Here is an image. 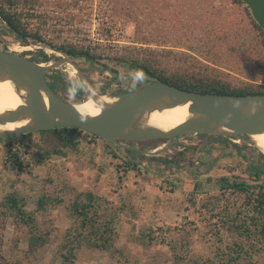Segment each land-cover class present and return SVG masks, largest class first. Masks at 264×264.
Returning a JSON list of instances; mask_svg holds the SVG:
<instances>
[{
    "label": "rangeland",
    "instance_id": "rangeland-1",
    "mask_svg": "<svg viewBox=\"0 0 264 264\" xmlns=\"http://www.w3.org/2000/svg\"><path fill=\"white\" fill-rule=\"evenodd\" d=\"M165 1L173 5L176 2L175 0H164L163 3H159L160 0H32L27 6H19L18 10L25 14L22 21L27 22L32 28H40L42 35L53 42L60 41V37L65 36L63 33L66 32L67 39L76 36L75 38L83 44L97 48L96 50L99 48L110 58L143 57L153 51L155 52L153 57L161 58L166 65L190 64L192 59L188 56L199 57L204 54L198 46L203 41L205 27L214 28L223 24L226 11L210 20L204 12L210 6H200V2L204 0L197 1L198 6H190V0H182L186 6H168L164 4ZM76 6L78 10H75ZM53 7L63 12L64 16H59L57 22L49 26L46 25L53 20H49L46 13L42 15L43 18H37L36 24L27 15L32 13L28 10L42 12ZM236 12L241 14L237 10ZM224 27V32L229 30V26L225 23ZM234 32V30L226 32L231 35L227 50L223 41L217 48L220 53L225 50L221 56L227 58L221 61L220 76L235 84L247 82L264 88V67L249 62L242 63L239 57H236L243 44ZM71 33H74V36L70 35ZM11 46L26 47L27 45L7 30L0 21V48L10 50ZM164 51H170L172 55L167 56ZM249 51H246V54ZM12 52L30 60L33 58L39 60L37 51L30 47L27 51ZM48 56H51V59L56 58L52 54ZM75 61L95 91L98 92L103 88L108 91H120L126 88L125 77L110 80L111 74L106 70H99L98 64L90 65L80 59ZM102 62L106 63L104 60ZM108 66L123 73L127 72L118 61L108 62ZM58 71L79 84L75 75L72 76L69 70ZM65 95L69 102H72V96L69 93ZM222 138L203 140L192 137L179 140L174 149L171 148L172 150L164 153L170 159L180 158L181 161L169 174L161 169L151 171L150 167L148 171L147 162L140 164L142 171L138 175L116 172L113 168L107 167L109 156L103 151L96 156L93 165L89 160L91 147L83 145V158L79 156L77 160L59 158L53 164L34 167L32 175H27L4 170L2 167L4 153L0 151V200L6 194L17 192L27 197L26 209L34 210L35 201L43 190L49 193L55 191L53 183L45 184L41 181L48 175L56 182H65L74 186L77 191H91L107 198V208L111 211H116V208L123 204V212L119 214L120 218L118 217V232L121 237L115 245L118 252H122L123 255L114 251L83 247L74 252L72 264H163V262L201 264L202 260L196 262L197 256H202L204 259L212 255L207 239H212L213 235L210 234L208 223L216 220L210 219L211 215L206 212L205 206L215 200L213 196L218 195L217 191L207 192L210 189L209 185L212 184H207L206 181L230 176L252 183L246 171L248 163L262 162L256 152L244 151L242 154L246 158L237 154L230 146V143H235L233 139ZM34 141L35 143L38 141L37 137ZM99 144L100 151L105 144L103 142ZM236 144L240 146L243 143ZM194 147L196 149H193ZM1 148L3 146L0 143V150ZM179 152H183V155L179 156L177 154ZM96 166L104 168V172H98ZM34 176L36 178H33ZM200 182L203 184L198 190L196 187L197 184L201 185ZM233 197L228 194L220 198V208L228 205L230 210L234 211ZM185 208L191 213L189 219L183 218L182 213ZM106 212L109 213L108 210ZM43 222L47 224L45 227L51 229L48 242L30 256L25 255L26 233L20 228L17 230L11 222H8L2 245L4 257L17 264H67L59 256L57 248L63 232L71 225L67 213L62 207L52 209ZM153 229L154 236L159 240L164 239L163 243H157L159 240L152 244L148 243L153 236L151 234ZM175 238H178L177 243L179 239L185 238L190 242L189 248L180 249L179 244L170 241ZM180 255L182 259L175 258Z\"/></svg>",
    "mask_w": 264,
    "mask_h": 264
},
{
    "label": "trees",
    "instance_id": "trees-1",
    "mask_svg": "<svg viewBox=\"0 0 264 264\" xmlns=\"http://www.w3.org/2000/svg\"><path fill=\"white\" fill-rule=\"evenodd\" d=\"M163 1L160 0L159 3H163ZM175 1L174 5L167 1L164 4L186 6L182 0ZM197 1L199 0H190L189 5L198 6ZM30 2L32 0H0V21L24 45L31 43L50 47L73 60H84L90 65L98 64L99 70H106L111 74L110 80H115L118 77H125L127 80L126 88H122L120 91H108V89L103 88L98 90L100 94L129 92L153 81H162L188 92L242 96L264 94V88L256 84L247 82L235 84L220 76L221 61L227 59L221 55L228 49L227 43L231 42V35L226 33L229 30H234V34L236 33L235 35L241 39L243 44L236 57H239L242 63L249 62L264 67V31L253 20L249 8L241 0H204L200 2V6H210L207 11L204 10L210 20L214 16L219 17L223 11H226L225 20L223 24H219L220 26L205 27L203 41L198 46L204 51L202 56H188L192 59L190 64L183 63L177 66L164 64L161 58L153 57L155 54L153 51L150 55L147 54L143 57L110 58L105 56L104 52L96 51V48L83 44L82 41L76 43L70 40L58 42L47 40L42 35L40 28H32L27 22L22 21L25 14L19 12L18 7L27 6ZM211 6L218 7L211 8ZM236 10L241 14H237ZM28 11L32 12H26L29 13L27 15L31 19L43 18L39 10L36 12L33 9ZM135 23L137 24V22ZM224 23L229 26V30L225 32ZM221 41L225 42L226 46L225 50L220 53L217 48ZM1 50L8 51L5 48ZM246 51H249L248 54ZM164 52L167 56L172 55L170 51ZM37 54L39 60L33 58L32 61L44 63L50 60V57L42 51H37ZM103 60L106 63H103ZM111 61H118L127 72L123 73L115 68H110L108 62ZM47 75L45 76L46 80L48 78L47 84L57 96L69 101L65 95V93H69L72 96V102L75 103L87 98L75 80L67 78L58 70H51ZM108 84L106 83V85ZM35 137L38 140L36 143ZM195 137L203 140L218 138L208 135ZM219 139L223 138L219 137ZM168 140L170 139L121 143L148 150ZM100 142L105 144L100 151L109 156L107 167L113 168L116 172L121 171L123 174L130 172L138 175L142 171L140 164L144 162L148 163L149 166L146 164L147 169L150 167L151 171L161 169V171H166L169 174L173 171L174 166L181 163L180 158L173 160L164 153L159 156H146L137 151L116 146L87 132L75 129H56L33 132L16 139H0L3 146L0 151L4 153L2 167L4 170L32 175L34 167L53 164L57 161L56 159L71 158L77 160L78 156L83 158V145L91 147L89 160L95 165ZM175 146L177 143L171 148L174 149ZM230 146L241 156H244L242 154L244 151L256 152L257 157L262 162L260 164L248 163L246 171L252 179V183L230 176H221L214 181L211 179L206 181L207 184H212L209 185L210 189L207 192L217 191L218 193V195L213 196L215 200L205 206L206 212L211 215L210 219H216L214 222L210 223L209 221L208 223L210 234L213 235L212 239H207L212 255L204 259L202 256H197L196 262L202 260L201 264H264V155L258 152L256 148L244 143L240 146L236 143H230ZM177 154L182 156L183 152ZM96 168L101 173L105 170L98 166ZM41 181L45 184L53 183L55 191L49 193L43 190L35 201L34 210L28 211L26 209L27 197L21 196L17 192L6 194L0 200V264H17L7 260L2 252L4 230L8 222H11L17 230L20 228L26 233L27 250L25 255L30 256L47 244L51 229L45 227L47 224L43 221L48 218L52 209L58 207L65 210L71 221V225L63 232L60 243L57 245L59 256L64 263L72 264L74 252L83 247L99 251H114L123 255L115 248L121 237L118 232V217L123 212V204L118 206L116 211H111L107 208L106 201L108 199L91 191H77L74 186L65 182H56L48 175ZM200 183L201 185L197 184L196 187L198 190L203 184ZM69 191L71 193L68 194ZM228 194L234 196V204H232L235 207L234 211H231L228 205L220 208V198ZM218 208L220 210L216 212ZM185 209L182 213L183 218L189 219L191 213L188 208ZM107 210L109 213L106 212ZM157 229L159 230V228ZM151 232L153 236L150 237L149 244L159 240L157 236H154L155 230L153 229ZM163 241L164 239L161 238L157 243H163ZM170 241L179 244L180 249L189 248L190 242L185 238L179 239V243H177L178 238ZM172 249L174 250V248ZM175 258L182 259V256Z\"/></svg>",
    "mask_w": 264,
    "mask_h": 264
},
{
    "label": "water",
    "instance_id": "water-1",
    "mask_svg": "<svg viewBox=\"0 0 264 264\" xmlns=\"http://www.w3.org/2000/svg\"><path fill=\"white\" fill-rule=\"evenodd\" d=\"M241 1L264 31V0ZM27 46L56 58L36 63L10 50L0 49V82L12 81L21 101L14 109L0 111V127L9 123L21 125L12 130L0 128V139H16L44 130L75 129L146 156H159L179 140L197 135L228 137L256 148L251 137L264 134V94L242 96L188 92L162 81L148 82L129 92L100 94L92 88L75 60L50 47L31 43ZM5 61L10 62L16 72V81L5 71ZM59 69L73 71L86 99L99 108L98 114L79 111L77 105L86 99L79 103L69 102L51 90L45 76L51 70ZM186 105L188 118L178 126L162 130L149 124L154 112ZM156 139L170 140L148 150L121 143Z\"/></svg>",
    "mask_w": 264,
    "mask_h": 264
},
{
    "label": "bare ground",
    "instance_id": "bare-ground-1",
    "mask_svg": "<svg viewBox=\"0 0 264 264\" xmlns=\"http://www.w3.org/2000/svg\"><path fill=\"white\" fill-rule=\"evenodd\" d=\"M10 48V47H9ZM29 49L28 46H11L12 51L23 52ZM4 61V60H3ZM5 71L9 74L12 80H17V74L11 66L10 62H4ZM68 70V69H67ZM70 74L74 76L73 71L69 70ZM21 104L19 97L12 87V81H4L0 82V111H5L9 109H14ZM79 111L83 114L96 115L99 113V108L94 105L91 100H85L82 104L77 105ZM186 106H179L173 109L164 110L162 112H154L151 114L149 119V124L154 126L155 128H159L162 130H170L182 122H184L188 118ZM21 126L17 123H9L6 126L0 127L6 130H12L13 128ZM251 140L255 143L256 148L264 154V134L256 135L251 137ZM235 143H239L240 141L237 139H233Z\"/></svg>",
    "mask_w": 264,
    "mask_h": 264
},
{
    "label": "built area",
    "instance_id": "built-area-1",
    "mask_svg": "<svg viewBox=\"0 0 264 264\" xmlns=\"http://www.w3.org/2000/svg\"><path fill=\"white\" fill-rule=\"evenodd\" d=\"M75 10H78V7L76 6V9ZM62 11V10H61ZM42 15H47V17H49V20H53L52 22H48V24L46 26H49V25H52L53 23L57 22V18L59 16H64L63 12H60V10L58 8H50L49 10H42V12H40ZM35 24L37 23V18H33L32 20ZM74 26H76V24H74ZM80 27L82 26V24L79 25ZM111 33V32H110ZM63 35H67L66 32L63 33ZM70 35L74 36V33H71ZM65 36H61L60 37V41H63V40H70L72 42H81L80 40H78V38H73V39H67ZM97 49V48H96ZM98 50L100 51V49L98 48ZM96 50V51H98Z\"/></svg>",
    "mask_w": 264,
    "mask_h": 264
},
{
    "label": "crops",
    "instance_id": "crops-1",
    "mask_svg": "<svg viewBox=\"0 0 264 264\" xmlns=\"http://www.w3.org/2000/svg\"><path fill=\"white\" fill-rule=\"evenodd\" d=\"M100 153H101V151H99L98 155H99ZM98 155H97V156H98Z\"/></svg>",
    "mask_w": 264,
    "mask_h": 264
},
{
    "label": "flooded vegetation",
    "instance_id": "flooded-vegetation-1",
    "mask_svg": "<svg viewBox=\"0 0 264 264\" xmlns=\"http://www.w3.org/2000/svg\"><path fill=\"white\" fill-rule=\"evenodd\" d=\"M9 51V50H8ZM15 53V52H14ZM50 57V59L52 58L51 56H49Z\"/></svg>",
    "mask_w": 264,
    "mask_h": 264
},
{
    "label": "clouds",
    "instance_id": "clouds-1",
    "mask_svg": "<svg viewBox=\"0 0 264 264\" xmlns=\"http://www.w3.org/2000/svg\"><path fill=\"white\" fill-rule=\"evenodd\" d=\"M183 140V139H182Z\"/></svg>",
    "mask_w": 264,
    "mask_h": 264
}]
</instances>
